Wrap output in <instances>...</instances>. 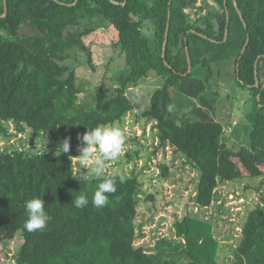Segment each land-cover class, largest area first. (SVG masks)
<instances>
[{
  "label": "trees",
  "instance_id": "obj_1",
  "mask_svg": "<svg viewBox=\"0 0 264 264\" xmlns=\"http://www.w3.org/2000/svg\"><path fill=\"white\" fill-rule=\"evenodd\" d=\"M199 2L0 0V137L13 122L35 137L45 135L48 149L38 154L0 149V245L21 239L16 264H264L261 204L247 214L238 245L228 251L213 224L193 213L175 223V240L158 237L152 248H144L136 246L142 226L137 223L140 176L146 171L135 165L141 151H129L118 163L133 164L129 171L106 172L116 191L106 194L102 208L91 202L100 181L75 178L83 174L74 158L78 135L98 124L122 125L136 109L140 119L153 124L154 160L167 148L174 153L171 162L157 164L158 178L168 180L175 162L183 160L181 167L198 175L192 199L198 207L213 205L220 183L264 176V0H227V7L225 0ZM101 23L117 31L115 46L124 53L127 72L114 90L103 83L90 107L81 104L77 74L65 63L72 52L87 51L83 39ZM152 73L164 83L149 108L136 106L128 93ZM224 74L249 92L244 123L217 117ZM235 137L238 149L230 147ZM66 138L70 151L62 153ZM80 192L89 203L76 208L72 201ZM33 196H43L50 219L43 230L28 232L24 202Z\"/></svg>",
  "mask_w": 264,
  "mask_h": 264
},
{
  "label": "rangeland",
  "instance_id": "obj_2",
  "mask_svg": "<svg viewBox=\"0 0 264 264\" xmlns=\"http://www.w3.org/2000/svg\"><path fill=\"white\" fill-rule=\"evenodd\" d=\"M211 2V0H210ZM200 0L198 6H200ZM192 15V11H187ZM195 17V16H192ZM151 26L149 22L145 27ZM145 34L151 36L153 32ZM118 39L117 31L108 23L98 25L95 32L84 37L83 42L87 48L86 52L76 50L71 53L69 60L65 63L77 74L78 86L82 89L81 104L94 106L97 91L104 83L108 89L114 90L118 87V77L127 72L124 53L115 44ZM89 53L92 62L88 64ZM220 88V103L217 109L219 120L233 119V123H244L245 116L250 112L251 104L248 102V91L239 89L233 81L223 75ZM164 81L155 73L148 79L143 80L140 86L128 93V97L136 106L149 108L150 100L156 89L163 85ZM232 96L234 100H229ZM176 97L179 98L178 93ZM182 97V96H180ZM243 100V101H242ZM247 100V101H245ZM138 109L130 114L125 123L120 125L125 133V144L118 159L107 162L106 172L114 174L120 169L128 170L133 164L126 167L124 162L129 151L140 150L141 159L135 163L138 172L146 169L140 180L143 182V193L140 197L139 215L137 223L142 225L138 229L140 236L136 246L152 248L158 237L175 240L176 222L181 221L187 214H195L200 219L209 220L214 227L215 237L220 241L223 250L228 251L229 246L236 247L241 238V228L247 214L258 204L264 206V176L261 178H245L233 182L220 183L217 194L218 199L209 208H200L194 201L195 180L197 172L190 166L181 167L183 160L176 161L172 170L173 175L168 180L162 181L158 178L159 170L157 164L160 160L171 162L174 153L171 148L166 149L164 157L154 160L153 124H147L140 119ZM229 121V119H228ZM7 133L0 137V149L2 152L24 151L38 154L48 151L47 137H35L32 130L24 126L20 130L13 122L5 124ZM146 128V134L144 129ZM242 127L238 129L241 133ZM240 139L237 137L230 140V147L238 149ZM162 158V159H161ZM154 160V161H153ZM153 194L154 201L148 196ZM21 239L0 245L1 264H16L13 259L18 252Z\"/></svg>",
  "mask_w": 264,
  "mask_h": 264
},
{
  "label": "clouds",
  "instance_id": "obj_3",
  "mask_svg": "<svg viewBox=\"0 0 264 264\" xmlns=\"http://www.w3.org/2000/svg\"><path fill=\"white\" fill-rule=\"evenodd\" d=\"M79 155L74 156L78 161L83 174L75 177L80 180L96 178L100 182L92 194V205L102 208L108 203V193L116 191L115 179L106 174L107 162L118 159L125 144V133L117 123L98 124L95 127H87V131L78 135ZM62 153H69L70 138L62 142ZM43 196H33L24 202V209L27 219L23 227L28 232L43 230L50 219L45 210ZM76 208H83L88 205V196L84 192L72 201Z\"/></svg>",
  "mask_w": 264,
  "mask_h": 264
},
{
  "label": "water",
  "instance_id": "obj_4",
  "mask_svg": "<svg viewBox=\"0 0 264 264\" xmlns=\"http://www.w3.org/2000/svg\"><path fill=\"white\" fill-rule=\"evenodd\" d=\"M225 5H226V7H227V0H225ZM240 16H241V19L244 21V18H243V16L241 15V13H240ZM170 19H171V11H169V21H170ZM227 21H228V27H229V23H230V13H229L228 9H227ZM169 27H170V25H168V29H167L166 37H168V34H169ZM228 33H229V30H228V28H227V30H226V39L228 38ZM166 45H167V42H165V44H164V57H165ZM247 46H248V43H247L246 46L244 47V50H243L242 54H243V53L245 52V50L247 49ZM187 53H188V60H189V65H190V71H191V62H190V55H189V50H188V48H187ZM257 70H258V62L256 63V73H257ZM256 86L259 87L258 80H257ZM137 90H138V89H136V91H137Z\"/></svg>",
  "mask_w": 264,
  "mask_h": 264
}]
</instances>
